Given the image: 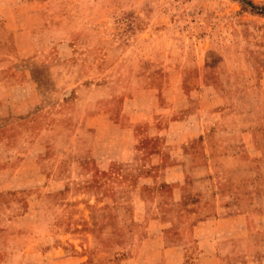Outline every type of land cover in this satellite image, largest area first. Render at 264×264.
I'll return each instance as SVG.
<instances>
[{"label": "rangeland", "instance_id": "374dc122", "mask_svg": "<svg viewBox=\"0 0 264 264\" xmlns=\"http://www.w3.org/2000/svg\"><path fill=\"white\" fill-rule=\"evenodd\" d=\"M256 59L264 62V0H0L3 125L14 128L12 135L21 138L24 149L38 136L48 143L40 163L22 156L16 177L0 191V217L7 223L0 229L5 235L0 264H103L109 259L107 246L91 238L93 227L84 214L85 210L92 216L101 214L94 212L91 201L93 192L99 191L100 175L96 171V177L87 178L95 160L90 154L76 153L78 117L86 110L85 98L98 91L94 82L120 93L131 77L164 70L171 76L164 80L168 92L173 91V77L177 88L179 75L186 78L182 83L186 93H179L173 105L141 99L139 105L155 110L153 122L124 119L114 127L100 120L101 127L120 133V139L137 150L187 138L188 153L209 140L214 162L206 163L205 200L207 216L216 219L197 238L189 236L199 242L190 244L191 252L187 250L182 263L264 264L262 158L248 163L246 154V164L237 165L231 161L236 149L222 147L223 142L241 138L231 131L236 125L249 128L256 122L249 114L239 121L231 117L233 87L243 83L251 88L248 81L258 77L252 64ZM200 68L210 75L209 88L188 81L200 74ZM78 91L84 99L77 101ZM217 92L227 97L223 107ZM61 99L68 103L67 109L59 108ZM201 106L212 107L214 113L221 107L224 111L208 133L186 137L192 123L201 120L205 127L204 116L195 114ZM245 107L256 105L250 102ZM133 125L134 134L129 127ZM154 125L160 130L174 128L151 136ZM108 139L107 135L100 142ZM112 171L120 173V167ZM101 177L104 180L106 175ZM239 180L246 219L245 226L238 227L242 218H217L224 212L235 213ZM218 199L223 208L220 215ZM114 251L110 260L121 262L122 252Z\"/></svg>", "mask_w": 264, "mask_h": 264}, {"label": "crops", "instance_id": "0c3cea01", "mask_svg": "<svg viewBox=\"0 0 264 264\" xmlns=\"http://www.w3.org/2000/svg\"><path fill=\"white\" fill-rule=\"evenodd\" d=\"M262 63L264 62L257 59L252 61V64H256L254 70L258 68L255 70L258 77L248 81L252 85L251 88L244 86L243 83H236L231 95L234 103L231 117L239 121L240 118L249 114L256 118V122L249 128L243 123L236 125V128L231 131L236 132V135L241 138L230 143L223 142L222 147L231 145L236 149L231 161L237 165L245 163L243 158L246 154H249L248 163H254L262 158L264 171V68ZM203 65L205 66V63L200 66ZM172 66H174L173 63ZM166 72L164 70L160 74L133 76L128 80L124 91L120 93H115L114 88L108 85L94 82L93 86L98 91L85 98L86 110L78 117L74 131L76 153L90 154L95 160L94 170L87 175V178L96 177V171L100 175L98 176L99 191L93 192L91 201L95 207L94 212L101 214L92 216L89 210H85L84 214L93 227L90 236L94 243L98 245L100 242V245L107 246L105 255L109 259L103 264H183L182 260H186L187 250L191 252L190 244L199 242L198 239L193 242L190 238H197L200 234L198 232L210 226L212 220L216 219L207 216L208 204L205 200L209 189L206 163L214 162L212 154L214 146L209 140L204 141L202 147H199L200 151L193 150L188 153L185 151V148L190 145L187 138L180 142H164L157 149L137 150L138 148L133 147V144L128 145L124 139H120V133L115 134L109 126L101 127L100 125V120L108 121L114 127H117L124 119L153 122L155 110L143 104L139 105L138 102L141 99L162 101L173 105L180 96L179 93H186L182 84L186 78L181 74L178 77L180 87L174 86L176 78L173 77L174 79H171L174 83L173 91L168 92L165 89L164 80L171 78ZM188 81L192 83L191 86L202 89L209 88L212 83L210 75H204L201 68L200 74L189 78ZM250 89L251 92H249ZM78 94L77 101L84 99L81 98L80 91ZM216 94L219 104L223 107L227 97L218 92ZM61 101L62 105L60 104L59 108L66 106L64 108L67 109L68 103L64 99ZM198 101L201 102V99L198 98ZM250 102H254L256 107L246 108L245 105H249ZM222 107L214 113L212 107L201 106L195 114L199 117L204 116L202 119L205 121V127L202 128L200 125L201 120L200 123H192L188 127L186 137L194 138L208 133L223 113ZM168 110L174 112V109L168 108ZM60 114L63 115V111ZM3 116L0 115V191L7 188L10 181L16 177L17 170L20 168L19 159L22 156H27L34 164L40 163L48 145L45 138L38 136L24 149L21 138L18 139L16 135H12L14 128L4 127L6 119ZM175 122L178 121L171 123ZM172 126H164L160 130L154 125L155 128H152L156 131L150 134L160 136L174 128ZM16 127L15 129L18 130ZM129 127L134 134V125ZM107 135L110 139L104 140L102 144L101 138H106ZM103 147L108 149L102 150ZM114 167H120V173L115 174L112 171ZM103 174L106 175L104 180L101 177ZM241 182V180L237 181V188H235L234 214L229 216L224 212L225 215H220V210L223 208L218 199L216 207L220 215L217 218L218 221L242 218V224L239 225L237 222V226H245L246 214L243 204L245 199ZM107 211L118 214L112 216L107 214ZM5 226H7L6 221L0 217V229ZM3 233L4 231L1 230L0 242H3L5 238ZM191 234L193 237H189ZM118 249L122 252L120 253L121 262L110 260L115 254L114 250Z\"/></svg>", "mask_w": 264, "mask_h": 264}]
</instances>
